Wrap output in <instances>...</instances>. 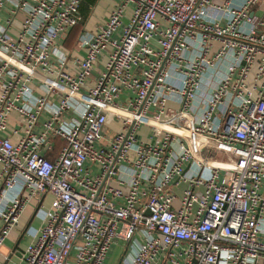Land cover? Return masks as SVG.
I'll list each match as a JSON object with an SVG mask.
<instances>
[{
	"label": "built area",
	"instance_id": "1",
	"mask_svg": "<svg viewBox=\"0 0 264 264\" xmlns=\"http://www.w3.org/2000/svg\"><path fill=\"white\" fill-rule=\"evenodd\" d=\"M81 6L0 0V248L44 196L19 264H264V0H122L71 58Z\"/></svg>",
	"mask_w": 264,
	"mask_h": 264
},
{
	"label": "crops",
	"instance_id": "2",
	"mask_svg": "<svg viewBox=\"0 0 264 264\" xmlns=\"http://www.w3.org/2000/svg\"><path fill=\"white\" fill-rule=\"evenodd\" d=\"M122 0H82V6L80 9V16L81 20L79 23L72 27L66 39L63 42V47L67 51L68 55L72 58L73 56L77 55H83L84 51L83 50H78L76 47V41L78 39V36L83 33V32H92L97 29L98 26L102 25L105 23L108 14L110 11L118 5ZM130 9L129 11L127 9ZM257 7L254 6L253 9H256ZM133 9V3L129 2L126 5V8L123 12V24L127 22L128 17L130 16L131 12ZM5 16V13H1L0 15V20H3V17ZM22 13L18 12L11 22L8 31L11 34H16L19 31L20 28V21L22 18ZM67 70L68 71H74V66L71 62V59L67 63ZM116 123L113 122L111 119L108 120L107 122V127L112 129V131L116 130L117 128L115 127ZM48 198V202L44 203L43 202V207L46 208L48 207L51 197L46 196L45 199ZM44 199V201H45ZM36 201H31L27 208L25 209L24 213L19 219V222L16 227L13 228V230L7 235L6 240L4 241L3 246L0 248V264H19L21 263V255L24 252V248L27 245L28 238L25 233L24 237L22 240L19 242L17 245V248L15 249L14 252H12L17 240L19 239L22 231L25 229L27 226L32 213L34 209L37 206ZM1 221H0V227H1ZM40 226V221L35 217L31 224L30 228H38ZM24 240V241H23ZM113 248V249H112ZM116 249L118 250V253H116ZM115 251V257L113 260L112 264H117L118 260L123 252L121 244H117L111 247V250L108 252L106 259L104 261V264L107 262V257L111 253ZM123 261V260H122ZM122 264V262H121Z\"/></svg>",
	"mask_w": 264,
	"mask_h": 264
},
{
	"label": "water",
	"instance_id": "3",
	"mask_svg": "<svg viewBox=\"0 0 264 264\" xmlns=\"http://www.w3.org/2000/svg\"><path fill=\"white\" fill-rule=\"evenodd\" d=\"M251 14H252V13H251ZM43 198H44V196H42L40 202L38 203V205H37L36 208L34 209V211H33V213H32V216H31V218H30V220H29L27 226H26L25 229L22 231V233H21L19 239L17 240V242H16V244H15L13 250H12V252L15 251V249L17 248V245H18L19 242L22 240V238L24 237L26 231L28 230V228H29V226H30L32 220L36 217V213H37L38 209H39L40 206H41V203H42ZM124 255H125V250H123V252H122V254H121V256H120V258H119L117 264H121V262H122V260H123V258H124ZM5 264H6V262H5Z\"/></svg>",
	"mask_w": 264,
	"mask_h": 264
},
{
	"label": "rangeland",
	"instance_id": "4",
	"mask_svg": "<svg viewBox=\"0 0 264 264\" xmlns=\"http://www.w3.org/2000/svg\"><path fill=\"white\" fill-rule=\"evenodd\" d=\"M128 11L130 10L129 8L127 9ZM117 124H116V128H117ZM139 132H140V134H141V136L142 137H144L145 136V134H147L146 133V129L144 128V127H142L140 130H139ZM46 202H48V198H46L45 199V201H44V203H46ZM36 228H33L32 229V227L30 228V226H29V228H28V230L26 231V235L28 234L29 235V233H33V231L35 230ZM24 241V240H23ZM113 249V248H112ZM116 253H118V250L116 249ZM113 255H111V253L109 254V256L107 257V262L105 263V264H112L113 263V260H114V257H115V251L112 253Z\"/></svg>",
	"mask_w": 264,
	"mask_h": 264
}]
</instances>
